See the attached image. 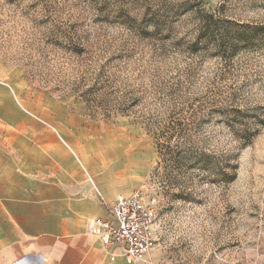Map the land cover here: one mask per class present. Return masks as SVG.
Listing matches in <instances>:
<instances>
[{
  "label": "rangeland",
  "instance_id": "obj_1",
  "mask_svg": "<svg viewBox=\"0 0 264 264\" xmlns=\"http://www.w3.org/2000/svg\"><path fill=\"white\" fill-rule=\"evenodd\" d=\"M54 129L157 199L132 264H264V0H0V143Z\"/></svg>",
  "mask_w": 264,
  "mask_h": 264
},
{
  "label": "crops",
  "instance_id": "obj_2",
  "mask_svg": "<svg viewBox=\"0 0 264 264\" xmlns=\"http://www.w3.org/2000/svg\"><path fill=\"white\" fill-rule=\"evenodd\" d=\"M49 135L54 145L0 143V264H132L87 231L126 195L122 177L97 184L89 160Z\"/></svg>",
  "mask_w": 264,
  "mask_h": 264
},
{
  "label": "built area",
  "instance_id": "obj_3",
  "mask_svg": "<svg viewBox=\"0 0 264 264\" xmlns=\"http://www.w3.org/2000/svg\"><path fill=\"white\" fill-rule=\"evenodd\" d=\"M96 192L101 197L94 184ZM157 199L146 188L120 196L111 205L107 217L87 224L89 234L97 236L106 246H120L130 263L142 260L156 246Z\"/></svg>",
  "mask_w": 264,
  "mask_h": 264
}]
</instances>
